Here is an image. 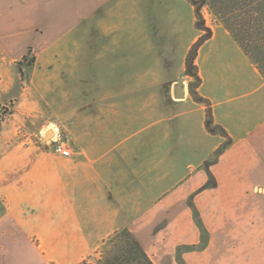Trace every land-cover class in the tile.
Here are the masks:
<instances>
[{
  "label": "crops",
  "instance_id": "1",
  "mask_svg": "<svg viewBox=\"0 0 264 264\" xmlns=\"http://www.w3.org/2000/svg\"><path fill=\"white\" fill-rule=\"evenodd\" d=\"M72 5V18L87 24L77 65L88 83L71 106L72 155L34 145L0 158V225L34 239L49 262L79 264L103 240L90 234L96 217L129 216L127 228L154 264H181L178 248L201 241L193 201L210 239L204 250L184 251L185 264H264V77L254 63L217 25L196 60L207 106L180 83L186 61L173 64L176 48L188 51L197 36L185 38L179 25L157 29L190 11L194 25L188 1ZM208 111L232 140L213 162L227 138L208 130ZM184 168L193 173L182 176Z\"/></svg>",
  "mask_w": 264,
  "mask_h": 264
},
{
  "label": "rangeland",
  "instance_id": "2",
  "mask_svg": "<svg viewBox=\"0 0 264 264\" xmlns=\"http://www.w3.org/2000/svg\"><path fill=\"white\" fill-rule=\"evenodd\" d=\"M191 5L201 13L198 24L195 19L193 25L191 11V19L183 17L178 24L163 21L157 24L162 33L179 25V33L185 38L188 33L191 39L197 36L188 51L176 48L173 57L176 69L186 61V73L180 82L185 87L193 81L188 68L196 65L202 44L217 25H222L207 6ZM72 12V0H0V158L34 145H45V151L55 153V136L46 139L47 127L54 133L58 131L61 141L73 149L69 134L71 106L86 97L88 83L87 71L77 65V60H85V55H78L86 52L87 24L83 22L79 26ZM163 62L170 68L173 65L170 57ZM215 158L213 153L210 162ZM183 171L185 177L193 173L187 168ZM4 210L0 200V217ZM131 218L96 217L90 234L94 239L103 240L79 264H138L125 252L122 234ZM259 219L262 222V217ZM0 264L54 263L42 255L34 239L29 240L15 226L1 224Z\"/></svg>",
  "mask_w": 264,
  "mask_h": 264
},
{
  "label": "trees",
  "instance_id": "3",
  "mask_svg": "<svg viewBox=\"0 0 264 264\" xmlns=\"http://www.w3.org/2000/svg\"><path fill=\"white\" fill-rule=\"evenodd\" d=\"M190 4L200 3L209 9L210 13L224 26L231 34L234 40L242 48L248 58L254 63L261 75L264 77V0H186ZM197 24L201 20V13L196 10ZM34 60L30 66H33ZM188 75L193 81L189 82V92L192 98L198 102H203L209 106L208 101L202 99L198 94V88L201 85L198 68L191 65L188 68ZM208 130L212 133L220 134L227 138L220 148L215 152L217 160L218 156L224 152L231 144L232 140L227 137L226 132L220 126L212 123L211 113L208 111ZM212 177L210 174V181ZM214 184L208 183L206 187H212ZM190 205L194 212V221L201 232V241L198 245L184 246L178 248V258L181 264H185L182 260L184 251H201L204 250L209 243V232L199 214L198 209L193 201ZM125 237V252L133 257L138 264H154L150 256L144 251L140 243L133 236L128 228L123 229Z\"/></svg>",
  "mask_w": 264,
  "mask_h": 264
},
{
  "label": "built area",
  "instance_id": "4",
  "mask_svg": "<svg viewBox=\"0 0 264 264\" xmlns=\"http://www.w3.org/2000/svg\"><path fill=\"white\" fill-rule=\"evenodd\" d=\"M54 136V152L62 157L69 158L72 155L71 148L65 142L61 141V135L58 133V131L54 133Z\"/></svg>",
  "mask_w": 264,
  "mask_h": 264
},
{
  "label": "water",
  "instance_id": "5",
  "mask_svg": "<svg viewBox=\"0 0 264 264\" xmlns=\"http://www.w3.org/2000/svg\"><path fill=\"white\" fill-rule=\"evenodd\" d=\"M176 91H177L178 97H182L183 94H184V87H183V85L178 86ZM53 136H54V132L53 131H49L47 133V135H46V139H49L50 137H53Z\"/></svg>",
  "mask_w": 264,
  "mask_h": 264
}]
</instances>
